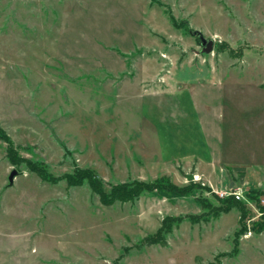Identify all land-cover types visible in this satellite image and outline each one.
Instances as JSON below:
<instances>
[{
	"label": "rangeland",
	"instance_id": "1",
	"mask_svg": "<svg viewBox=\"0 0 264 264\" xmlns=\"http://www.w3.org/2000/svg\"><path fill=\"white\" fill-rule=\"evenodd\" d=\"M0 129V264H264V0H0ZM30 163L201 187L105 206Z\"/></svg>",
	"mask_w": 264,
	"mask_h": 264
},
{
	"label": "trees",
	"instance_id": "2",
	"mask_svg": "<svg viewBox=\"0 0 264 264\" xmlns=\"http://www.w3.org/2000/svg\"><path fill=\"white\" fill-rule=\"evenodd\" d=\"M0 139L8 141L7 137L2 132L1 129H0ZM7 157L13 165L17 164V162L20 160L17 153L11 148V146L7 149ZM30 164L33 167L34 172L37 173V175L43 180L58 182L59 180L64 179L69 186H80L86 182L89 185L91 191L98 197L99 201L105 206L113 205L116 202L119 203L132 202L138 199L144 192L152 193V192L179 191L180 193L186 194L192 192L196 188L201 187L199 184L190 182L189 185H187L186 187L180 188L172 184L166 177H160L150 183L139 182V181H133L130 183H119V184L111 185L110 189L106 190L104 188L102 181L92 170L75 168L72 173L64 174L61 177H55L47 171L44 165L37 163H30ZM234 168L238 171L243 170V167L235 166ZM247 197L248 200H251V202L257 204L258 210L261 213L258 220L253 221L251 225L252 231L258 232L264 228V207L260 205V199L264 198V193L260 195L248 194ZM218 200L221 203L219 209L225 213H227L232 208V206L240 209L241 227L236 234V238L239 235L245 233L246 231L245 219L249 212V210H247L246 203L242 201H236L234 198H226V199H218ZM172 220L173 219L171 218H166L163 221V224L160 227V229L150 240H154V238L159 240L161 238V234H163V231H166L165 226L169 225V222H171ZM177 220L180 219H176V221ZM158 240H155V242H157Z\"/></svg>",
	"mask_w": 264,
	"mask_h": 264
},
{
	"label": "water",
	"instance_id": "3",
	"mask_svg": "<svg viewBox=\"0 0 264 264\" xmlns=\"http://www.w3.org/2000/svg\"><path fill=\"white\" fill-rule=\"evenodd\" d=\"M191 34L195 36L199 41V46H200V50L198 51L199 54H208L212 51L213 44H214L213 39L211 38L206 39L199 31H193L191 32ZM17 174H18L17 171L13 170L8 175V185L9 186L13 184V180ZM186 179L189 182V181H193L194 178L192 174H189V175H186Z\"/></svg>",
	"mask_w": 264,
	"mask_h": 264
},
{
	"label": "built area",
	"instance_id": "4",
	"mask_svg": "<svg viewBox=\"0 0 264 264\" xmlns=\"http://www.w3.org/2000/svg\"><path fill=\"white\" fill-rule=\"evenodd\" d=\"M197 176H193V178L196 180ZM221 199H225L227 197H232L234 198L236 201L242 200L243 196H242V192L240 189H233V188H229L226 191H223L221 193L217 194ZM260 204H262V206H264V199L260 200ZM261 213L258 212V216L260 217Z\"/></svg>",
	"mask_w": 264,
	"mask_h": 264
},
{
	"label": "crops",
	"instance_id": "5",
	"mask_svg": "<svg viewBox=\"0 0 264 264\" xmlns=\"http://www.w3.org/2000/svg\"><path fill=\"white\" fill-rule=\"evenodd\" d=\"M156 75V74H155ZM158 90H160V89H158ZM156 91V93H157V90H155ZM162 91H164V90H162ZM194 158V157H193ZM181 160H186L185 158L183 159H181ZM190 160H192L191 158H190ZM188 175V174H187Z\"/></svg>",
	"mask_w": 264,
	"mask_h": 264
}]
</instances>
